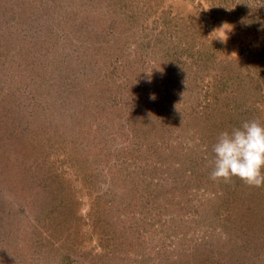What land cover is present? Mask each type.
<instances>
[{
  "label": "rangeland",
  "instance_id": "obj_1",
  "mask_svg": "<svg viewBox=\"0 0 264 264\" xmlns=\"http://www.w3.org/2000/svg\"><path fill=\"white\" fill-rule=\"evenodd\" d=\"M252 119L264 0H0V264H264Z\"/></svg>",
  "mask_w": 264,
  "mask_h": 264
},
{
  "label": "clouds",
  "instance_id": "obj_2",
  "mask_svg": "<svg viewBox=\"0 0 264 264\" xmlns=\"http://www.w3.org/2000/svg\"><path fill=\"white\" fill-rule=\"evenodd\" d=\"M212 153V181L231 183L235 178L249 187H264V122L246 120L222 131L212 145Z\"/></svg>",
  "mask_w": 264,
  "mask_h": 264
}]
</instances>
